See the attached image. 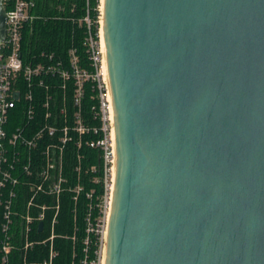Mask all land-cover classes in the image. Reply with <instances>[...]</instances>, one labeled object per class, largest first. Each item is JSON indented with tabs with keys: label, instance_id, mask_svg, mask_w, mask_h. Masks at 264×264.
Wrapping results in <instances>:
<instances>
[{
	"label": "water",
	"instance_id": "obj_1",
	"mask_svg": "<svg viewBox=\"0 0 264 264\" xmlns=\"http://www.w3.org/2000/svg\"><path fill=\"white\" fill-rule=\"evenodd\" d=\"M101 15L104 264H264V0H103ZM6 19L0 0V43Z\"/></svg>",
	"mask_w": 264,
	"mask_h": 264
},
{
	"label": "built area",
	"instance_id": "obj_2",
	"mask_svg": "<svg viewBox=\"0 0 264 264\" xmlns=\"http://www.w3.org/2000/svg\"><path fill=\"white\" fill-rule=\"evenodd\" d=\"M4 6L6 36L0 43V264H10L13 250L22 254V264H30L25 252L39 243H48V255L40 264H59L60 249L55 244L58 235L54 228L64 192L72 200L69 264H104L116 152L106 52L100 38L101 15L96 33L92 31L88 9L87 15L79 20L87 25L82 40L87 64L83 63L75 45L67 48L65 58L51 52L45 55L46 59L35 60L32 54L23 53L22 46L24 28L35 18L34 2L4 0ZM45 77L59 79V88H55L59 96L58 92H51L53 82L48 78L45 81ZM68 83H71L70 97ZM34 85L45 90L40 104L43 121L31 124L38 113L32 92ZM23 86H27V90H23ZM86 96L92 102L85 111ZM45 135L51 139L38 150ZM69 148L73 183L66 174ZM84 148L95 150V162H86ZM83 179L91 185L84 184ZM22 183L32 192L24 213L14 208V200L20 192L18 186ZM99 186L102 191L98 190ZM38 192L52 195L54 202H36ZM82 198L85 204L81 227L78 212ZM32 209L36 210L35 214ZM48 209L54 211L49 235L42 240H31L33 229L37 232L43 229L44 224L41 229L38 226L44 222Z\"/></svg>",
	"mask_w": 264,
	"mask_h": 264
},
{
	"label": "trees",
	"instance_id": "obj_3",
	"mask_svg": "<svg viewBox=\"0 0 264 264\" xmlns=\"http://www.w3.org/2000/svg\"><path fill=\"white\" fill-rule=\"evenodd\" d=\"M34 2V7L32 9V14L35 18L32 22H29L23 32L22 46L23 53L26 56L32 54L35 60L46 59L45 55L54 53V56L66 57L67 48L70 45H75L81 55V59L84 64H87V56L82 46V40L87 32V25L85 21H79L83 19L88 14L91 19V28L93 32H97L99 28V16L101 15V0H32ZM8 9V4H6ZM100 8V9H99ZM101 18L100 17V29H101ZM53 82V89L51 92H58L59 90V79L49 78ZM46 77L44 78L47 81ZM25 85V84H24ZM23 90H27V86H23ZM44 88L34 85L32 87V92L34 95V103L37 106V117L31 121V124L35 122L43 121V109L40 106L41 101L44 99ZM71 93V83H68V96ZM70 106V98H68ZM92 100L88 96L84 99V110H89ZM61 119V118H60ZM35 121V122H34ZM49 138L45 135V139L41 141L38 150L42 149L45 145V141ZM44 141V142H43ZM50 141V140H48ZM84 153L87 155V163L95 162L96 155L95 150L84 148ZM37 152V151H35ZM69 152V153H68ZM66 154L68 159V166L66 168V174L70 178V183L74 182L72 173V150L69 148ZM71 154V155H70ZM66 158V157H65ZM102 162V157L101 160ZM83 183L86 185H91L87 179H83ZM19 195L17 199L14 200V208L21 213L25 212V204L27 199L31 197L32 192H30L27 185L24 183L18 186ZM99 191H102L101 186L98 187ZM82 200V201H81ZM80 200V210L78 212V223L82 227V217H83V206L85 204V199ZM35 201L38 203H53L54 198L52 195L43 194L38 192L35 195ZM72 200L67 192H64L60 197V208L56 214L57 222L55 224V233L58 235L55 240L56 246L60 249V256H58L59 264H69L71 257V239L70 235L72 233ZM32 214H35L36 210H31ZM54 211L48 209L46 211V218L43 222V229L39 232L33 229L31 231V240H42L46 238L50 233V220L53 216ZM82 230V228H81ZM66 236V237H62ZM20 243L23 239L20 238ZM26 260L30 264H40L41 260L48 255V243L47 245L36 244L32 249H28L25 252ZM22 254L18 250H13L11 252L10 264H22Z\"/></svg>",
	"mask_w": 264,
	"mask_h": 264
},
{
	"label": "bare ground",
	"instance_id": "obj_4",
	"mask_svg": "<svg viewBox=\"0 0 264 264\" xmlns=\"http://www.w3.org/2000/svg\"><path fill=\"white\" fill-rule=\"evenodd\" d=\"M102 6H103V0H101V13H102ZM100 38H101V43L104 49V39H103V30H102V18H101V29H100ZM111 119L113 121V127H112V138H113V144L115 146V135H114V115H113V107L111 106ZM116 163V162H115ZM115 178V168L113 169V180ZM113 193V192H112ZM111 204H112V196H111ZM111 211V207H110ZM110 215V212H109ZM105 262V261H104Z\"/></svg>",
	"mask_w": 264,
	"mask_h": 264
}]
</instances>
